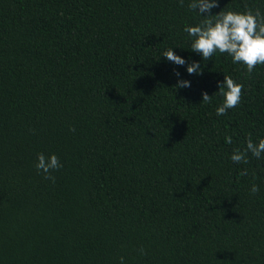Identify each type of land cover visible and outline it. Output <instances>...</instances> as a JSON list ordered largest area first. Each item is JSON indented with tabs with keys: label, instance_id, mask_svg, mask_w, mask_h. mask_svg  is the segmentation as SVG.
<instances>
[{
	"label": "trees",
	"instance_id": "16d2710c",
	"mask_svg": "<svg viewBox=\"0 0 264 264\" xmlns=\"http://www.w3.org/2000/svg\"><path fill=\"white\" fill-rule=\"evenodd\" d=\"M188 3L0 0V264H264V158L231 160L264 138V66L202 61ZM224 75L242 100L217 116ZM40 153L63 165L54 182Z\"/></svg>",
	"mask_w": 264,
	"mask_h": 264
},
{
	"label": "clouds",
	"instance_id": "9594fccd",
	"mask_svg": "<svg viewBox=\"0 0 264 264\" xmlns=\"http://www.w3.org/2000/svg\"><path fill=\"white\" fill-rule=\"evenodd\" d=\"M183 2L184 0H181V4ZM217 7L219 0H189L188 8L198 17H202L199 23L185 25L183 29L186 38L191 40V51L200 55L204 62L213 60L217 54H227L233 64L244 65L248 74L253 73L258 65L264 66V13L259 10L238 12L222 9L218 14H214L212 10ZM175 48L167 49L162 56L177 67L186 66L190 76L203 74L204 65L200 61L186 59L175 52ZM174 74L175 88L184 90L192 87V81L184 79L179 71H175ZM243 88V84L236 82L231 76L224 75L223 81L218 82L219 91L216 92L223 97L222 102L216 107L217 116L227 115L230 109L241 103ZM214 95L210 96L204 91L202 102L211 103ZM225 142L231 144L232 137L227 136ZM249 153L257 159L264 158V138L258 142L248 138L246 148L243 151L235 150L231 160L236 164H247ZM62 166L56 154L50 156L38 154L36 168L44 173L45 179L54 182L55 177L51 173ZM251 192H259V187L254 184ZM121 264H124L123 258Z\"/></svg>",
	"mask_w": 264,
	"mask_h": 264
}]
</instances>
